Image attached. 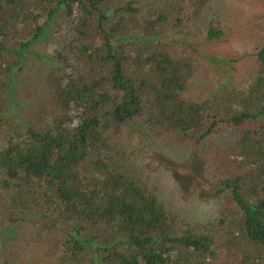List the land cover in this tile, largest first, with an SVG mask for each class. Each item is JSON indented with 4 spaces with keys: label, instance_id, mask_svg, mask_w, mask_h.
Returning <instances> with one entry per match:
<instances>
[{
    "label": "trees",
    "instance_id": "1",
    "mask_svg": "<svg viewBox=\"0 0 264 264\" xmlns=\"http://www.w3.org/2000/svg\"><path fill=\"white\" fill-rule=\"evenodd\" d=\"M215 1L0 0V226L15 230L0 264H264V0L226 3L242 11L255 63L243 87L216 94L195 83L201 61L232 62L207 55L227 42ZM43 38L54 68L36 73ZM130 126L194 150L230 134L209 156L211 220L160 204L120 144Z\"/></svg>",
    "mask_w": 264,
    "mask_h": 264
},
{
    "label": "rangeland",
    "instance_id": "2",
    "mask_svg": "<svg viewBox=\"0 0 264 264\" xmlns=\"http://www.w3.org/2000/svg\"><path fill=\"white\" fill-rule=\"evenodd\" d=\"M113 1L124 3L128 0ZM227 2L228 0H216L213 12L210 14L213 15V18L217 17L216 19L225 21L224 30L227 34V42L223 45H212L207 50V55L232 62L210 64L203 60L200 62L195 78L199 89L214 94L225 89L243 87L252 79L255 63V57L248 53L251 49L250 44H247L250 33L248 24L240 21L241 9L234 13L227 12L228 8L233 10L232 5L228 4L227 7ZM228 14L229 16H227ZM51 46L50 38H43L31 51L30 56L34 62L33 68L36 73L39 71L48 72L54 68L50 56ZM28 66L29 62L26 63V70H28ZM29 88H31V83L28 76H25L24 83L15 89L16 93L13 97V112L16 115H22L24 106L19 93ZM134 128L130 126L125 130L120 138V144L134 154L136 166L150 176L160 204L175 211L191 224H203L211 220L217 214L221 201L218 195H208L212 191L210 187H214L217 182L213 175L215 167L209 156L213 150L222 149L229 142L230 134L215 135L201 149L194 150L191 146L178 144L171 136L152 145ZM2 144L3 141L0 137V146ZM166 164H176L178 167H182L183 171L186 170L192 175L196 174L199 178L177 177L171 168L166 167ZM178 167L177 169L182 173ZM14 233L15 230L9 226H0V249ZM39 253L42 254V251L39 250L38 253L34 252L28 255V259H38Z\"/></svg>",
    "mask_w": 264,
    "mask_h": 264
}]
</instances>
